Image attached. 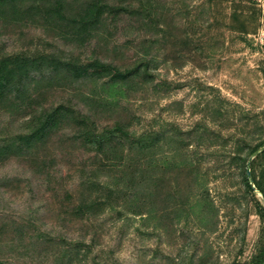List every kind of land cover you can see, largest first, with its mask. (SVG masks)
<instances>
[{
	"label": "rangeland",
	"instance_id": "obj_1",
	"mask_svg": "<svg viewBox=\"0 0 264 264\" xmlns=\"http://www.w3.org/2000/svg\"><path fill=\"white\" fill-rule=\"evenodd\" d=\"M218 1L162 0L167 10L161 25L171 30L173 37L163 39L152 49L159 60L165 61L158 66L156 81L164 80L169 89L154 94L150 88H136L129 94V102L122 103L127 110L116 109L114 114L101 116L100 121L111 125L116 119L136 115L141 127L176 131L189 144H184L188 156L198 166L195 181L192 173H183L177 186L171 182L173 198L169 196V201L162 202L170 194L169 188L163 187L154 206L151 202L140 208L142 216L131 214L136 210L131 204L126 211L108 209L89 218L74 217L64 200L65 193L72 194L75 201L90 190L99 194L97 184L82 187L77 177L101 182L107 175L104 170L96 166L82 170L87 155L82 150L74 151L71 141L51 148V155L59 149L54 155L61 165V173L57 174L60 178L55 181H44V175L36 179L24 162L13 160L0 167V259L17 264L249 261L260 243L262 226L254 203L262 200L255 191L254 195L244 194L230 159L240 141L252 139L255 143L264 138V0ZM236 3L245 7L244 12L249 9L256 14L258 29L231 27V8ZM210 5L212 12L204 19L209 17V23L217 24L206 30L201 27L199 14ZM182 7L191 11L188 16L182 14ZM128 24L124 19L116 27L111 23L103 28L101 39L93 42L100 59L121 65L140 56L146 46L143 41L150 36L141 25ZM184 33L193 41L200 38L203 51L192 52L191 46L189 51L179 45ZM3 40L9 52H50L58 44L59 52L65 50L82 60L90 54L70 41L65 44L53 39L40 26L9 30ZM82 89L87 91L86 87ZM68 93L56 91L52 99H64L70 96ZM217 109L224 112L223 116L217 117ZM238 118L240 121H235ZM256 125L263 127L261 134L259 128L251 131ZM202 132L204 136L197 140V133ZM161 147L169 153L167 145ZM204 193L212 200L214 211H201L199 200ZM143 201H139L141 206Z\"/></svg>",
	"mask_w": 264,
	"mask_h": 264
},
{
	"label": "trees",
	"instance_id": "obj_2",
	"mask_svg": "<svg viewBox=\"0 0 264 264\" xmlns=\"http://www.w3.org/2000/svg\"><path fill=\"white\" fill-rule=\"evenodd\" d=\"M212 1L214 4L220 2ZM244 8L237 3L233 5L231 27L243 31L258 29L259 18L249 9L244 12ZM165 10L162 0H0V167L19 160L29 167L36 179L44 175V181L50 178L55 181L60 178L57 174L61 173V165L54 155L59 149L53 150L51 155V148L71 141L74 151L82 150L87 155L82 170L96 166L107 173L101 182H91L83 175L77 177L82 187L97 184L99 194L87 190L85 197L78 201L68 192L64 195L71 216L86 218L108 209L126 211L131 204L136 209L130 211L131 214L142 216L140 208L143 210V206L151 202L154 206L163 187L169 188L170 194L162 202L169 201V196L173 198L175 191L170 189L171 182L177 186L178 177L183 173H192L195 181L198 166L192 156H188L186 147L189 144H185L176 131L168 133L161 127L157 130L141 127L136 115L116 119L111 125L100 122L101 116L114 114L116 109L127 110L124 104L129 102V94L136 88H150L154 94L169 89L164 80L156 81L158 66L165 61L159 60L152 49L156 43L173 37L171 30L161 25ZM210 10L211 5L199 14L201 27L206 30L217 24L213 23L216 21L209 23V17L204 19L212 12ZM182 11L185 17L191 12L188 7ZM174 18L170 19L173 24ZM124 19L132 27L133 22L141 25L150 37L144 39L146 46L132 63L116 65L100 59L93 42L101 39L106 25L113 23L116 27ZM183 19L180 15V20ZM27 25L40 26L52 34L53 39L65 44L70 41L89 50L90 54L82 60L65 50L59 52L58 44L50 52L7 51L5 34ZM199 39L193 41L185 34L179 45L189 51L188 46H191L192 52H201L203 43ZM262 73L264 77V67ZM82 86L86 87V92ZM56 91H69L70 96L52 99ZM223 113L216 110L218 118ZM257 128L261 134L262 126L256 125L251 131ZM197 135L200 140L204 132ZM164 144L169 153L161 151ZM230 164L238 173L244 194L254 195L255 191L261 196L262 202L254 203L255 215L262 224L260 243L245 264H264V138L255 143L252 139L240 141ZM108 173L112 176L108 177ZM140 200H144L142 206ZM199 201L203 213L214 211L206 193ZM0 264L17 263L0 259Z\"/></svg>",
	"mask_w": 264,
	"mask_h": 264
},
{
	"label": "water",
	"instance_id": "obj_3",
	"mask_svg": "<svg viewBox=\"0 0 264 264\" xmlns=\"http://www.w3.org/2000/svg\"><path fill=\"white\" fill-rule=\"evenodd\" d=\"M261 150H263V149H261ZM261 150H260V151H261ZM260 151H259V152H260ZM254 155H255V154H254Z\"/></svg>",
	"mask_w": 264,
	"mask_h": 264
}]
</instances>
